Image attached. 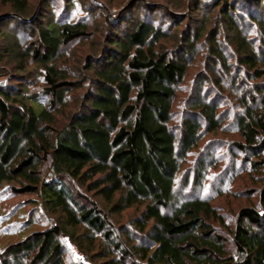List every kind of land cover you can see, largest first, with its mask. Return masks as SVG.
<instances>
[{"label": "trees", "instance_id": "obj_1", "mask_svg": "<svg viewBox=\"0 0 264 264\" xmlns=\"http://www.w3.org/2000/svg\"><path fill=\"white\" fill-rule=\"evenodd\" d=\"M1 1L27 75L0 87V206L54 219L0 264H264V0L205 1L184 33L125 8L102 32L74 0H42L35 26L31 0ZM243 175L247 204L221 209Z\"/></svg>", "mask_w": 264, "mask_h": 264}, {"label": "rangeland", "instance_id": "obj_2", "mask_svg": "<svg viewBox=\"0 0 264 264\" xmlns=\"http://www.w3.org/2000/svg\"><path fill=\"white\" fill-rule=\"evenodd\" d=\"M74 1H75L74 2L75 7L73 8L75 15L74 17L87 15V14L90 16L94 15L95 16L94 18L96 19L99 27L102 26L104 27L103 28L104 30L102 32H106L107 29L106 26L104 25V20H105L104 18L107 16H112V15L114 16L120 14V12H122L123 9L125 8L124 11L126 12L128 11L126 18L129 21L133 19L134 23H136L137 21L143 19L149 20L148 14H152L153 18L151 19L156 20L155 23L157 26L163 25L165 28L169 27L168 28L169 31H173L174 25H176V23L178 22L180 26H178L179 28H177L176 32L179 31L180 33H184V31H186L189 28V26L193 25L191 23V19L192 20L199 19V22L203 21L204 18L203 12L205 9L204 2L208 1V3H210L212 0L198 1V3L201 4V6L197 4V6H199L198 8H200L201 11L200 13H197V10L196 13H194L195 7L193 5L191 6V2H190L191 0H74ZM130 1H133L134 3H130ZM141 2H146L147 7H150L151 10L145 8L144 5H141L140 4ZM41 3L42 0H31V4H32L31 7H33V11L39 10V15L36 19L35 26L46 25L48 23L47 17H49V15L45 16L46 14V11L44 9L45 6L43 10L40 11V7H42ZM150 5L153 6V8ZM97 7H102V9L98 10ZM9 13H10L9 7L4 6L2 4V1L0 0V32L5 33L6 31L11 37L15 35L18 41H20L21 39L25 38V36H23V34H21L20 31L14 30L12 29V27L10 28V26H8ZM186 14H188L189 16L186 17ZM4 15L5 17H3ZM217 21L218 18L213 17L212 22L216 24ZM194 27H196V25H194ZM211 28L212 26L209 27V30ZM26 30L28 31V29ZM94 32L96 31L94 30ZM100 34L96 33L95 37H97L98 39L102 38ZM104 37L106 39L105 34ZM11 40L6 41L2 37H0V57L3 58L2 62H0V71L2 72L3 76H0V79L6 78L8 82L12 77L17 78L18 76H20L25 78V76L27 75V73L24 74L23 72L18 70L20 60L18 59L17 56H15L16 54L7 55L5 53V50H9V51L12 50L10 44H12L13 42H11ZM96 40L97 39H94L93 43H96ZM91 45L92 44L90 42L81 45L77 44L79 49H82L83 52L85 51L88 52L89 54L91 52L90 51ZM204 146L205 144L202 147ZM209 152L213 153L214 149L210 148ZM242 177L243 178L240 177L239 179H237L238 181L234 184L233 187H231V185L229 186V189H231L230 194L215 200V204H217L221 209L229 210L230 208L233 210H237L239 209L240 206H244L247 204L244 197H239V196L235 198L233 197L235 196L234 195L235 192L238 193L240 192V194L243 195V193L246 190L252 189L253 187L252 180L249 179L250 176L243 175ZM244 181L246 182L244 183ZM32 198L33 196L30 195H26V196L23 195L19 197L8 196V198H4L0 206V250H3L6 246H8L12 242L18 241L20 238L19 235L20 232H23V234L26 235L28 234V232H30V229L31 230L42 229L44 228L45 225H47L50 222V219H54V217H48L46 215L41 217L40 211L34 210L36 211L34 215H35V220H37L38 222V226L37 227L35 225L29 226V228L25 230L26 226L23 227L24 222L28 221L29 215L33 211L32 209L33 205L29 203V199ZM68 251H69L70 259H73L74 261L82 260L81 254L77 253L73 248L70 247V250ZM84 262L86 264L87 261L84 259Z\"/></svg>", "mask_w": 264, "mask_h": 264}, {"label": "built area", "instance_id": "obj_3", "mask_svg": "<svg viewBox=\"0 0 264 264\" xmlns=\"http://www.w3.org/2000/svg\"><path fill=\"white\" fill-rule=\"evenodd\" d=\"M7 82H8V81H7L6 78H1V79H0V87L5 86Z\"/></svg>", "mask_w": 264, "mask_h": 264}]
</instances>
